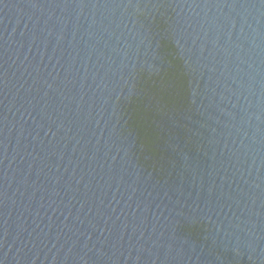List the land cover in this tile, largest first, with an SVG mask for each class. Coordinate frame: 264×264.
<instances>
[{
    "label": "water",
    "instance_id": "1",
    "mask_svg": "<svg viewBox=\"0 0 264 264\" xmlns=\"http://www.w3.org/2000/svg\"><path fill=\"white\" fill-rule=\"evenodd\" d=\"M0 264H264V0H0Z\"/></svg>",
    "mask_w": 264,
    "mask_h": 264
}]
</instances>
